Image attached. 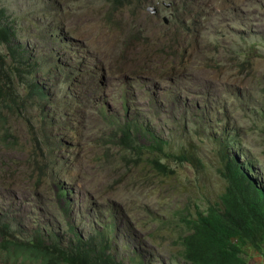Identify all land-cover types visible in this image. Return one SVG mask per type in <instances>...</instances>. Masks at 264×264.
Segmentation results:
<instances>
[{
	"label": "rangeland",
	"instance_id": "1",
	"mask_svg": "<svg viewBox=\"0 0 264 264\" xmlns=\"http://www.w3.org/2000/svg\"><path fill=\"white\" fill-rule=\"evenodd\" d=\"M120 1L0 0L17 33L1 59L35 63L0 94V138L16 140L0 144V228L93 237L125 264H183L180 237L225 189L222 146L234 140L264 186V0ZM183 151L193 160L165 158ZM138 152L171 171L128 157Z\"/></svg>",
	"mask_w": 264,
	"mask_h": 264
},
{
	"label": "trees",
	"instance_id": "2",
	"mask_svg": "<svg viewBox=\"0 0 264 264\" xmlns=\"http://www.w3.org/2000/svg\"><path fill=\"white\" fill-rule=\"evenodd\" d=\"M125 1H128L129 5L132 4L131 0H121V5ZM190 19L193 20L191 16ZM16 34L7 11L1 9L0 46L10 45ZM19 56L20 58L10 63L6 59L2 60L0 55V70L4 68L7 71L4 75L0 73V94L9 95L11 91L7 92L5 87L18 79V76L27 78L34 74L35 63L28 61L25 52ZM28 94L31 98L41 101L47 98L44 87H35ZM15 141L10 134L0 138V144L5 146H15ZM121 143V147L127 146L126 143ZM135 146L131 138V149H136ZM236 146L233 140L221 147L223 152L219 154V171L225 182V189L220 196V202L209 203L206 210L199 212L188 223L187 232L180 237L179 256L183 264H249L247 255L252 250H263L264 186L252 177L245 166L246 163L254 166L255 162L241 161L236 150H232ZM159 147L156 146L155 149ZM128 157L134 158L136 163L150 164L153 170L164 176L171 171L170 167L163 163L164 157L153 153L146 156L145 153L138 152L134 155L128 154ZM165 158L181 164L193 160L185 151L179 154L168 153ZM34 166L40 179L42 176L43 179L48 177L47 159L43 163L42 159L38 158ZM10 230V224L3 221L0 228L2 264H125L120 262L115 254L108 253L103 243L100 247L97 246L93 237L89 240L78 237L76 242H70L68 239L64 243L57 235H48L43 227H39L35 234L28 236L29 238L6 236L5 232ZM162 249L158 248L159 251Z\"/></svg>",
	"mask_w": 264,
	"mask_h": 264
},
{
	"label": "crops",
	"instance_id": "3",
	"mask_svg": "<svg viewBox=\"0 0 264 264\" xmlns=\"http://www.w3.org/2000/svg\"><path fill=\"white\" fill-rule=\"evenodd\" d=\"M247 259L249 264H264V246L261 252H254V250H252L247 255Z\"/></svg>",
	"mask_w": 264,
	"mask_h": 264
},
{
	"label": "water",
	"instance_id": "4",
	"mask_svg": "<svg viewBox=\"0 0 264 264\" xmlns=\"http://www.w3.org/2000/svg\"><path fill=\"white\" fill-rule=\"evenodd\" d=\"M147 10L150 11L151 13H156V11H157L156 7H154V6L148 7Z\"/></svg>",
	"mask_w": 264,
	"mask_h": 264
}]
</instances>
